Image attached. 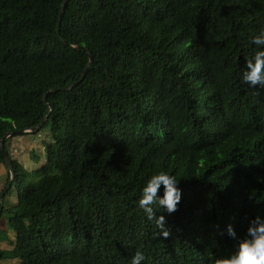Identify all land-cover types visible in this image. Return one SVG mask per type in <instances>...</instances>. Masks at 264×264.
<instances>
[{
    "label": "trees",
    "instance_id": "16d2710c",
    "mask_svg": "<svg viewBox=\"0 0 264 264\" xmlns=\"http://www.w3.org/2000/svg\"><path fill=\"white\" fill-rule=\"evenodd\" d=\"M63 1L0 0V140L51 138L32 172L4 141L16 202L0 201V261L214 264L226 225L264 218V88L241 78L264 0H68L58 28ZM158 171L181 192L156 212L167 236L139 207Z\"/></svg>",
    "mask_w": 264,
    "mask_h": 264
},
{
    "label": "clouds",
    "instance_id": "9594fccd",
    "mask_svg": "<svg viewBox=\"0 0 264 264\" xmlns=\"http://www.w3.org/2000/svg\"><path fill=\"white\" fill-rule=\"evenodd\" d=\"M252 43L257 46V50L244 64L241 78L251 87L264 88V29L253 36ZM180 198L181 192L174 175L158 171L144 180L140 190L139 207L147 219L158 218L160 235L167 236L168 230L164 225V216L156 215V212H174ZM226 234L232 242L231 247L227 254L217 258L214 264H264V218L255 216L242 234H237L231 224H228ZM144 260L143 252L137 251L131 257L130 264H141Z\"/></svg>",
    "mask_w": 264,
    "mask_h": 264
},
{
    "label": "rangeland",
    "instance_id": "374dc122",
    "mask_svg": "<svg viewBox=\"0 0 264 264\" xmlns=\"http://www.w3.org/2000/svg\"><path fill=\"white\" fill-rule=\"evenodd\" d=\"M51 140L48 129H43L38 134L25 133L23 135L11 136L6 143V152L15 160L22 168L27 172H32L37 168H40L45 162L44 146L46 142ZM7 141V140H6ZM34 153L36 160L29 158L31 153ZM7 170L0 164V196L1 205L4 208L13 207L16 202V190L14 188L8 191L6 185ZM10 179V177H8ZM6 235V238L4 236ZM13 241V233L8 229L7 216L0 217V249L8 250L11 248V242ZM0 264H19L18 261H0Z\"/></svg>",
    "mask_w": 264,
    "mask_h": 264
},
{
    "label": "water",
    "instance_id": "95a60500",
    "mask_svg": "<svg viewBox=\"0 0 264 264\" xmlns=\"http://www.w3.org/2000/svg\"><path fill=\"white\" fill-rule=\"evenodd\" d=\"M67 1H68V0H64L63 3H62V8H61V11H60L59 20H58V25H57L58 28H59L60 20H61V18H62V14H63V11H64V6H65V4L67 3ZM58 28H57V31H58ZM79 49H81V48H79ZM87 54H88V56H89V62H88V65H87V68H88V67H89V64H90V62H91V56H90V53H89L88 51H87ZM83 77H84V73L82 74V76H81V78H80V80H79L78 82H80V81L83 79ZM68 88H70V87H67V88H65L64 90H67ZM46 119H47V118L45 117V118L42 120V122L40 123V125L36 126L35 131H37V130L40 128V126H41L42 124H44V122L46 121ZM30 132H32V130H30V129H20V130L16 131L15 133H14V132H9V133L4 134V136H3V137L1 138V140H0V151H1V153L3 154V156H4L5 164H6V167L8 168V171H9L10 182L13 180L14 172H13V168H12L11 161H10V159H9V157H8V155H7V153H6L5 150H4V141H5L6 139H8L9 137L14 136L15 134H16V135H23V134H25V133H30ZM9 186H10V184H9L7 187L9 188ZM2 197H3V195L0 196V201H1V198H2Z\"/></svg>",
    "mask_w": 264,
    "mask_h": 264
}]
</instances>
